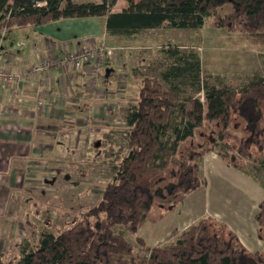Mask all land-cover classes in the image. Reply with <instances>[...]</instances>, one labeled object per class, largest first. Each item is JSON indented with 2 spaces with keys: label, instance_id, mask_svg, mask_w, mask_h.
Wrapping results in <instances>:
<instances>
[{
  "label": "trees",
  "instance_id": "1",
  "mask_svg": "<svg viewBox=\"0 0 264 264\" xmlns=\"http://www.w3.org/2000/svg\"><path fill=\"white\" fill-rule=\"evenodd\" d=\"M115 1L0 0V33L103 18L108 37L133 40L160 27L197 31L207 24L264 49V0H122L126 9L113 13ZM225 6L230 13L220 15ZM172 58L160 78L139 81L124 117V154L113 162L114 175L97 203L61 233H42L34 247L20 251L17 264H264L263 254L247 251L224 224L208 217L153 247L138 236L146 223H159L205 186L202 161L217 141V156L240 172L245 161L264 160V73L236 91L205 88L204 114L198 100L180 101L177 89L182 80L199 85L198 55ZM254 219L264 230V201Z\"/></svg>",
  "mask_w": 264,
  "mask_h": 264
},
{
  "label": "crops",
  "instance_id": "2",
  "mask_svg": "<svg viewBox=\"0 0 264 264\" xmlns=\"http://www.w3.org/2000/svg\"><path fill=\"white\" fill-rule=\"evenodd\" d=\"M117 3L119 8L111 9L113 13L126 9L124 1L117 0ZM104 38L114 40L106 35L103 18L59 20L34 29L12 28L2 37L0 70L15 74L37 66L50 56L61 58L102 44ZM114 65L108 62L94 71L54 68L31 80L21 78L6 87L0 84V237L3 245L16 236L20 216L25 219L30 212V218L37 219L33 212L39 199L45 200V206L56 204L57 221L75 216L69 224L75 223L82 212L99 200L101 193L91 192L92 188L83 184L82 177L89 180L107 172L110 177L114 175L112 154L117 138H112V133H104L114 123L109 110L113 104L104 94L107 91L112 94L114 88L102 84L117 76L122 80L119 85H124L123 79H129L124 74H115ZM94 79L97 85L92 87ZM97 86L101 87L98 93ZM41 91L45 103L37 106ZM98 94H102L99 101ZM120 122L123 124V119ZM102 154H110L111 158L99 161ZM202 176L205 186L189 195L159 223H146L138 236L148 247H153L172 231H183L208 217L224 224L247 251L264 255V230L258 229L254 219L259 204L264 201V184L245 170L240 172L228 167L212 152L204 155ZM43 215L49 217L47 211Z\"/></svg>",
  "mask_w": 264,
  "mask_h": 264
},
{
  "label": "rangeland",
  "instance_id": "3",
  "mask_svg": "<svg viewBox=\"0 0 264 264\" xmlns=\"http://www.w3.org/2000/svg\"><path fill=\"white\" fill-rule=\"evenodd\" d=\"M73 1L100 2V0ZM118 8V3L115 1L112 9L116 10ZM218 13L226 15L230 13V8L225 6ZM2 41L3 39L0 36V43ZM102 45L113 52V59L110 63L115 64V74H124L129 78V81L123 79L124 85H119L118 83L122 80L115 75L117 77L112 79L111 82L106 80V83L102 84V86H112L114 88L112 89V94L110 93L111 91H107L104 94L106 100L113 104V108H109V110L112 111L114 117L112 122L114 121V123H111V126L104 129V133H112V138H117L115 139L117 147L114 146V153L112 154L113 160L120 159L125 151L126 137H124V134L127 129L124 122L122 124L120 121L121 119L124 121L126 108L135 103L139 81L143 77L160 78L167 66L173 63L174 58L172 56H185L189 53L198 55L200 63L199 85L195 86L187 80H182L177 83V89L180 101L184 102L189 99L198 100L199 108L204 114L206 112L205 88L216 90L227 88L231 91H236L248 84L255 74L262 75L264 73L263 48L254 47L237 38H232L221 30L209 28L207 24L197 31L172 30L160 27L155 30L144 31L133 40L114 39L111 41L105 39ZM205 77H209L206 85L203 84ZM95 85L97 83L94 79L91 86L95 87ZM120 86H123L125 90ZM197 88H200V91H197ZM96 90L98 93L101 87L97 86ZM99 95L102 94H98L97 101L102 98ZM208 131L209 129L207 128L205 134ZM193 140L201 143V140L197 136ZM212 148L211 152L217 155L220 148H222L221 142L217 141ZM109 155L102 154V158L99 161H105L106 158L110 159ZM244 166L246 172L254 174L264 184L263 159L255 162L247 160L244 162ZM105 169L109 171V168L105 167ZM84 177H82L83 184L85 182V186L92 188L91 192L98 194L103 191L112 178L108 175V172L93 177V179L89 178V180ZM88 183L92 184H89V186ZM44 201L39 199L38 205L35 206L33 216L36 215L37 219L30 218V212L26 214L25 219L23 215L20 216V220L16 224L17 234L14 239H11L9 242L6 240V245H3L1 243L3 240L0 237V264H17L20 258V251L34 247L42 233L48 232L56 235L74 224H69L76 218L71 215L70 217L67 216L68 219L62 218V220L57 221L56 204L45 206ZM43 208L45 209L43 210ZM46 211L49 213V217L43 215ZM29 219H31L32 226L29 224ZM64 223H66L65 226H62ZM126 239L130 243L133 242V238L129 235H126Z\"/></svg>",
  "mask_w": 264,
  "mask_h": 264
},
{
  "label": "built area",
  "instance_id": "4",
  "mask_svg": "<svg viewBox=\"0 0 264 264\" xmlns=\"http://www.w3.org/2000/svg\"><path fill=\"white\" fill-rule=\"evenodd\" d=\"M4 34L5 31L3 30L1 33V38L4 36ZM1 53L2 48L0 43V58ZM112 59L113 52L109 49L104 48L102 44H98L96 46H88L83 49L77 50L74 53L65 54L61 58L50 56L40 62L37 66L20 70L15 74L0 70V84L2 85V87H6L9 84L17 82L21 78L31 80L32 78L37 77L39 74L49 73L54 68L67 69L68 67H71L73 70L77 71L86 68L94 71L95 69L103 67ZM44 98L45 96L41 91V94L36 101V105L43 106V104L45 103ZM124 137H126V133L124 134Z\"/></svg>",
  "mask_w": 264,
  "mask_h": 264
}]
</instances>
